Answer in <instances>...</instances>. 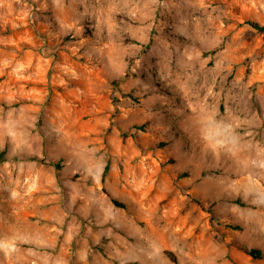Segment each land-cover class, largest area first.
Wrapping results in <instances>:
<instances>
[{"label": "rangeland", "instance_id": "obj_1", "mask_svg": "<svg viewBox=\"0 0 264 264\" xmlns=\"http://www.w3.org/2000/svg\"><path fill=\"white\" fill-rule=\"evenodd\" d=\"M248 23L264 0H0V264H264Z\"/></svg>", "mask_w": 264, "mask_h": 264}, {"label": "trees", "instance_id": "obj_2", "mask_svg": "<svg viewBox=\"0 0 264 264\" xmlns=\"http://www.w3.org/2000/svg\"><path fill=\"white\" fill-rule=\"evenodd\" d=\"M248 25L250 27H252L255 31L262 33L264 35V25L261 26V25H258L256 23H248ZM107 173H108V166L106 165L102 171V174H101L102 185L104 184ZM105 194L109 197L110 202L113 204V206H115L116 208L124 209L123 205L120 202L111 198L108 193L105 192ZM166 254H167V256L170 259L172 264H178L175 257L171 253H166ZM245 254L248 257H250L252 260H260L262 257L261 252L259 250L253 249V248L245 250Z\"/></svg>", "mask_w": 264, "mask_h": 264}, {"label": "crops", "instance_id": "obj_3", "mask_svg": "<svg viewBox=\"0 0 264 264\" xmlns=\"http://www.w3.org/2000/svg\"><path fill=\"white\" fill-rule=\"evenodd\" d=\"M10 239H7L4 241L5 244H7V246H12V242H9Z\"/></svg>", "mask_w": 264, "mask_h": 264}]
</instances>
